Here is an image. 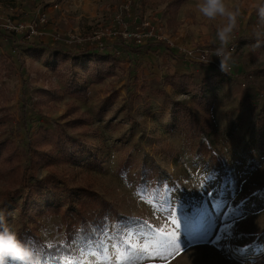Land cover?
<instances>
[{"label": "rangeland", "instance_id": "rangeland-1", "mask_svg": "<svg viewBox=\"0 0 264 264\" xmlns=\"http://www.w3.org/2000/svg\"><path fill=\"white\" fill-rule=\"evenodd\" d=\"M233 2L241 15L222 72L212 55L220 21L200 16L196 0H0V143L16 153L0 163V205L28 167L39 177L55 170L108 203L99 229L77 233L93 239L74 242L62 261L22 231L63 244L71 219L45 211L23 219L24 198L8 203V224L44 253L42 264H264V41L255 46L252 0ZM84 49L113 54L119 67L92 81L69 54ZM177 73L201 85L217 76L206 88L214 128L199 137L174 125L173 101L204 115L192 92L167 83ZM56 128L92 157L29 159L50 152Z\"/></svg>", "mask_w": 264, "mask_h": 264}, {"label": "trees", "instance_id": "trees-1", "mask_svg": "<svg viewBox=\"0 0 264 264\" xmlns=\"http://www.w3.org/2000/svg\"><path fill=\"white\" fill-rule=\"evenodd\" d=\"M69 54L74 59H78L79 56L82 57L85 61L82 66L83 71L91 77L92 81L97 83L102 82L107 76H111L120 64L113 54H103V56L94 54L86 49ZM216 79V75L209 76L203 80L201 85L194 81L192 75L177 73L166 78L167 83L178 92L183 90L192 92L194 94L193 102L203 109L204 115L201 119V117H197L193 113L192 108L187 104L173 101L174 125L178 128H183L187 135L191 134L199 137L202 130L214 128L212 119L213 101L212 97L206 94V88L211 87ZM79 92L85 94L86 89L80 88ZM58 128L54 132H47L49 136L46 137L45 141L49 142L53 147L50 152L34 150V155L29 153V159L36 158L51 164L55 161L82 162L92 157L90 148H87L86 145L84 146L82 142L78 144L72 141L66 132ZM81 147L82 154H78V149ZM7 149L8 145L6 143H0V163L8 162L11 164L12 159L16 155L15 151L8 153ZM6 150L7 154L2 156L6 153ZM11 170L15 169L11 168ZM222 173L225 176L227 175L224 170ZM18 197L24 198L19 208V213L23 219L31 217L29 215L30 211L61 213L66 221L71 219L63 244L50 245L42 243L37 236V231L30 227L22 231L23 234H27L34 239L38 247L43 248L46 253L51 254L57 261H62L68 256L67 254L71 252V246L74 242L80 247L93 239V234L77 233H92L96 227V229H99L101 227L99 225L100 218L104 216L105 205L108 204L106 200L88 187L71 186L55 170L39 177L32 170V167H28L27 170L22 172L20 187L5 194L4 200L0 205L2 212L6 213L7 204ZM43 257L44 253H42Z\"/></svg>", "mask_w": 264, "mask_h": 264}, {"label": "clouds", "instance_id": "clouds-1", "mask_svg": "<svg viewBox=\"0 0 264 264\" xmlns=\"http://www.w3.org/2000/svg\"><path fill=\"white\" fill-rule=\"evenodd\" d=\"M250 7L257 17L252 35L256 40L255 46L259 47L264 41V0H252ZM195 8L200 16L209 22L220 21L215 32L219 46L212 55L219 59V68L224 72L233 61L234 49H230L229 45L232 44L238 27L240 5L233 0H196ZM210 61L211 59H207L205 63L208 64ZM0 264H42L39 248L31 239H20L2 211H0Z\"/></svg>", "mask_w": 264, "mask_h": 264}, {"label": "built area", "instance_id": "built-area-1", "mask_svg": "<svg viewBox=\"0 0 264 264\" xmlns=\"http://www.w3.org/2000/svg\"><path fill=\"white\" fill-rule=\"evenodd\" d=\"M41 14V17L39 19L40 22H43L45 21V16H46V13H40ZM38 24L39 22H34L33 24L29 25V28H30V33L31 34H37L38 33ZM125 37L129 36V37H134L136 39L137 42H140L141 41V35H138L136 33H125L124 34Z\"/></svg>", "mask_w": 264, "mask_h": 264}, {"label": "snow or ice", "instance_id": "snow-or-ice-1", "mask_svg": "<svg viewBox=\"0 0 264 264\" xmlns=\"http://www.w3.org/2000/svg\"><path fill=\"white\" fill-rule=\"evenodd\" d=\"M208 195L211 196L212 193L209 192ZM172 223L177 224V221L173 220ZM172 244H174L176 246V248L179 249V247L181 246L182 243H181L180 238L178 237L177 239L172 241Z\"/></svg>", "mask_w": 264, "mask_h": 264}, {"label": "bare ground", "instance_id": "bare-ground-1", "mask_svg": "<svg viewBox=\"0 0 264 264\" xmlns=\"http://www.w3.org/2000/svg\"><path fill=\"white\" fill-rule=\"evenodd\" d=\"M252 257H254V256H252ZM249 258H251V256H250ZM249 258H248V259H249Z\"/></svg>", "mask_w": 264, "mask_h": 264}]
</instances>
